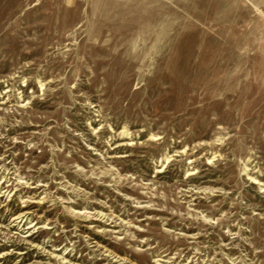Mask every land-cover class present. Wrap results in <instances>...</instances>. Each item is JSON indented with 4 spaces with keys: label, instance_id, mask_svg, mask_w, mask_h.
Returning a JSON list of instances; mask_svg holds the SVG:
<instances>
[{
    "label": "rangeland",
    "instance_id": "obj_1",
    "mask_svg": "<svg viewBox=\"0 0 264 264\" xmlns=\"http://www.w3.org/2000/svg\"><path fill=\"white\" fill-rule=\"evenodd\" d=\"M0 264H264V0H0Z\"/></svg>",
    "mask_w": 264,
    "mask_h": 264
},
{
    "label": "bare ground",
    "instance_id": "obj_2",
    "mask_svg": "<svg viewBox=\"0 0 264 264\" xmlns=\"http://www.w3.org/2000/svg\"><path fill=\"white\" fill-rule=\"evenodd\" d=\"M18 219V218H17Z\"/></svg>",
    "mask_w": 264,
    "mask_h": 264
}]
</instances>
